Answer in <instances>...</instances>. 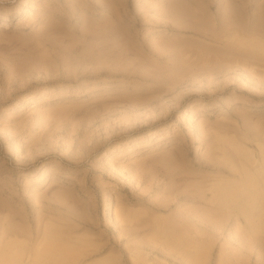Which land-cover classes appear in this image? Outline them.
<instances>
[{
  "label": "rangeland",
  "instance_id": "374dc122",
  "mask_svg": "<svg viewBox=\"0 0 264 264\" xmlns=\"http://www.w3.org/2000/svg\"><path fill=\"white\" fill-rule=\"evenodd\" d=\"M2 14L0 264H264V0Z\"/></svg>",
  "mask_w": 264,
  "mask_h": 264
},
{
  "label": "bare ground",
  "instance_id": "6f19581e",
  "mask_svg": "<svg viewBox=\"0 0 264 264\" xmlns=\"http://www.w3.org/2000/svg\"><path fill=\"white\" fill-rule=\"evenodd\" d=\"M0 17H1V20H7L8 15H7V14H2ZM259 30H260V29H252V30H249V31H244V34H253V35H260V36L262 35V36L264 37V33H263V32L259 33ZM260 31H261V30H260ZM259 168L262 169L263 167H259ZM257 171H260V170H257ZM255 178H256V177H255ZM253 179H254V178H252L251 181H253ZM256 179H257V178H256ZM256 179H255V180H256ZM255 180H254V181H255ZM259 180H260V179H258V181H259ZM251 183H252V182H251ZM255 183L258 184V183H257V180H256V182H254V183H252V184H255ZM208 200H209V199H207V201H208ZM205 201H206V200H205ZM210 204H212V202H211ZM217 206H218V205H216V208H217Z\"/></svg>",
  "mask_w": 264,
  "mask_h": 264
}]
</instances>
